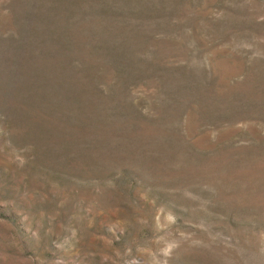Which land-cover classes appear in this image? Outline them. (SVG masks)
<instances>
[{
    "label": "rangeland",
    "instance_id": "rangeland-1",
    "mask_svg": "<svg viewBox=\"0 0 264 264\" xmlns=\"http://www.w3.org/2000/svg\"><path fill=\"white\" fill-rule=\"evenodd\" d=\"M0 264H264V0H0Z\"/></svg>",
    "mask_w": 264,
    "mask_h": 264
}]
</instances>
